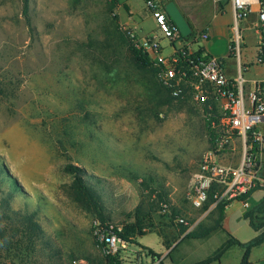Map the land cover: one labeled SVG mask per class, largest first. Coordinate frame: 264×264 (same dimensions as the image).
Returning a JSON list of instances; mask_svg holds the SVG:
<instances>
[{
  "label": "rangeland",
  "instance_id": "rangeland-1",
  "mask_svg": "<svg viewBox=\"0 0 264 264\" xmlns=\"http://www.w3.org/2000/svg\"><path fill=\"white\" fill-rule=\"evenodd\" d=\"M23 10V0H0V155L21 188L0 189L14 194V210L37 211L51 247L26 256L5 249L0 264H102L96 223L126 227L137 211L151 224L139 242L165 251L159 235L167 256L177 255L188 233L214 222L189 198L193 174L215 146L206 111L172 99L158 71L133 60L118 0H29L31 27ZM69 164L103 179L104 208L76 193ZM178 217L188 220L184 233ZM218 244L204 242L187 264ZM130 250L122 264H137L138 247Z\"/></svg>",
  "mask_w": 264,
  "mask_h": 264
},
{
  "label": "built area",
  "instance_id": "built-area-1",
  "mask_svg": "<svg viewBox=\"0 0 264 264\" xmlns=\"http://www.w3.org/2000/svg\"><path fill=\"white\" fill-rule=\"evenodd\" d=\"M235 10L229 52L238 59V74L230 79L221 59L206 55L203 48L190 47L209 41L206 32H198L191 40L182 37L176 26L168 20L165 10L167 0H146L145 5L155 21V29L142 35L140 23L133 20L123 26L125 34L137 47L150 57L158 71L161 85L177 100H190L206 111L211 132L215 134V146L202 156L197 171L193 174L189 198L194 208L202 209L210 201L215 208L222 204L228 209L234 201L249 194L259 184L264 153V78L256 81L247 90L246 73L250 65L241 62L244 36L241 23L254 12L259 13L256 29L260 43L256 63H264V0H230ZM168 41L164 46L162 41ZM169 52L166 53V50ZM235 138L242 143L239 164L225 165L218 156L233 146ZM164 214L169 212L167 204L162 205ZM177 222L189 225L184 217ZM116 231L121 226L96 223V235L105 244L104 254L124 256L131 251L129 242L121 239ZM139 251V249L137 250ZM136 253V252H133ZM137 264H149L152 258L147 252L133 255ZM72 264H93L89 259L77 258Z\"/></svg>",
  "mask_w": 264,
  "mask_h": 264
},
{
  "label": "crops",
  "instance_id": "crops-1",
  "mask_svg": "<svg viewBox=\"0 0 264 264\" xmlns=\"http://www.w3.org/2000/svg\"><path fill=\"white\" fill-rule=\"evenodd\" d=\"M168 1L171 0H167V2ZM173 1H175L190 22L193 32H206L209 35V41L207 43L193 45L190 48L192 50L203 48L206 55L221 59L227 76L230 79L236 78L238 74V59L229 52L232 26L235 21V10L232 2L230 0ZM118 2L120 4V8H124L125 4L128 5L129 11L124 8L126 16L128 17L127 23H130L133 20L139 22L143 30L142 35H146L155 29V27L151 30L144 29L143 25L145 23L155 22L145 5V0H137V3H134L133 0H124L122 3L118 0ZM258 21L259 13L254 12L247 20L241 23V30L244 36L241 62L243 64L250 65V69L245 75L248 80V84L246 85L247 90L252 89L256 81L264 78V63H256L258 46L260 43V34L256 29ZM164 43H166V45H164ZM162 44L164 46H168V41L163 40ZM167 51L169 52V49L166 50V53H168ZM262 130L264 131V127H262ZM241 147L242 143L240 139L235 138L233 146L229 147L225 153L218 156L219 162L225 165L239 164L241 160ZM261 159L263 168L258 186L244 199L234 201L231 206L224 211L220 226L214 234L207 239H185L183 244L186 243V245L181 249V251L179 250L177 255L171 254L167 256L169 251L165 248L164 239L156 233L160 238V242L165 251H157L149 247L154 252L160 254L161 258L157 260L150 258V261L149 258H147L148 263L159 264L162 260L164 264H187L186 260L189 259L192 254L201 249L204 242L213 239L219 240V244L217 246L218 248L212 254L203 259L195 260L190 264L198 263L212 256L224 243L229 240V238H234L239 243L246 244L260 234L264 233V211H255L252 214V217L247 216L252 213L258 205L264 202V153ZM210 212L212 220H214V225L216 220L220 217V212L211 206L207 210V214ZM244 253L245 252L242 247L239 245H232L221 256L220 260L216 262V264H241ZM250 261L252 264H264V242L251 250Z\"/></svg>",
  "mask_w": 264,
  "mask_h": 264
},
{
  "label": "trees",
  "instance_id": "trees-1",
  "mask_svg": "<svg viewBox=\"0 0 264 264\" xmlns=\"http://www.w3.org/2000/svg\"><path fill=\"white\" fill-rule=\"evenodd\" d=\"M146 1V0H145ZM24 2V16L26 20L29 23V26L31 27L30 18H29V0H23ZM124 8L129 11V7L127 4L124 5ZM169 22L172 24V26L175 27L174 22L169 18ZM115 22H117V17L115 18ZM196 32H193V34L190 37H183L186 40H191L195 37ZM128 51L130 55L132 56L133 60L141 67L146 69H154L157 71V69L153 66V63L148 56V54L141 48L135 46L131 41L129 42ZM165 91L169 94V96L172 99H175L171 96V94L165 89ZM185 101V100H183ZM5 159L0 155V185L2 186H12L16 189H21L17 179L14 178L11 175V172L5 167ZM65 170L67 173L71 174L73 177V188L76 191V193L80 196L81 199L85 200L86 204L94 210H100L103 207L104 204V197L102 195L101 190H103L101 186L98 188L97 185H102L104 182L103 179L96 177L95 175L88 174L86 169L83 167H80L75 164H69L65 167ZM1 186V187H2ZM13 193H8V195L5 194V191L0 189V252L5 249H17V251H20L23 253V255H27L30 253H36L39 252V250H45L47 247H51V243L49 239H47L46 233L40 224V222L37 219V211L30 213L28 212V206H25L24 210L18 211L14 210L11 207V199L13 198ZM249 195V194H247ZM247 195H244L239 198V200L244 199ZM214 200L211 197L210 201L205 205V209H209V207L213 204ZM220 212V217L218 220H216L215 224L210 227H200L199 230L196 232H190L188 233L185 238L186 239H207L212 234H214L219 226L220 222L223 219V213L226 210L225 206L222 204H219L215 207ZM255 211L262 212L264 211V202H262L260 205L256 207L252 213L248 214V217H252L253 213ZM7 221L9 224L12 225V228L9 230L6 228L1 227L2 222ZM102 225H107L108 223L102 219L100 221ZM8 224V223H6ZM111 224V223H110ZM151 224L144 223V220L142 216L139 214V211H137V218L136 222L132 225H128L126 227H122V231H116L118 236L129 242L132 246L138 247L139 251L135 253V255H140L143 252H147L153 260H157L161 258V255L154 252L149 247L143 246L139 243V238L146 236L147 234L151 233H145L143 230L150 226ZM185 226L183 233L188 230L190 227L189 225H182ZM20 238V239H19ZM264 242V233L257 236L255 239L250 241L249 243L242 244L239 243L234 238H229V240L224 243L212 256L209 258L198 262L194 264H213L220 260L221 256L230 248L232 245H239L244 249V256L241 264H252L250 261V254L251 250L254 247H257L261 245ZM99 245L101 246L103 252L105 248V244L101 243L99 241ZM40 248V249H39ZM25 252V254H24ZM43 252V251H42ZM55 256L57 255V251L54 252ZM105 260L102 264H122L123 255L121 252L116 254L115 256L106 255L104 254ZM159 264H164L161 260Z\"/></svg>",
  "mask_w": 264,
  "mask_h": 264
},
{
  "label": "water",
  "instance_id": "water-1",
  "mask_svg": "<svg viewBox=\"0 0 264 264\" xmlns=\"http://www.w3.org/2000/svg\"><path fill=\"white\" fill-rule=\"evenodd\" d=\"M165 10L183 37L187 38L193 34V28L190 22L175 1H168L165 5Z\"/></svg>",
  "mask_w": 264,
  "mask_h": 264
}]
</instances>
